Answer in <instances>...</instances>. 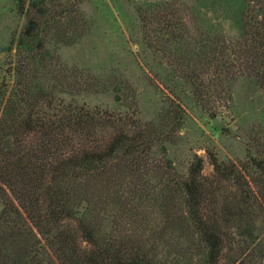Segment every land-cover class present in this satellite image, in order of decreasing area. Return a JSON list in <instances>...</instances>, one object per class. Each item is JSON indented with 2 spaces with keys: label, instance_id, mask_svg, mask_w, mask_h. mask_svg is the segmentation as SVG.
<instances>
[{
  "label": "trees",
  "instance_id": "16d2710c",
  "mask_svg": "<svg viewBox=\"0 0 264 264\" xmlns=\"http://www.w3.org/2000/svg\"><path fill=\"white\" fill-rule=\"evenodd\" d=\"M17 2L26 22L0 83V264H264V117L244 159L210 152V176L201 156L181 169L169 154L189 105L229 106L241 78L264 90V0H244L237 37L177 2L138 8L161 70L151 119L129 80L58 53L91 30L82 0Z\"/></svg>",
  "mask_w": 264,
  "mask_h": 264
},
{
  "label": "rangeland",
  "instance_id": "374dc122",
  "mask_svg": "<svg viewBox=\"0 0 264 264\" xmlns=\"http://www.w3.org/2000/svg\"><path fill=\"white\" fill-rule=\"evenodd\" d=\"M81 9L91 22L90 32L75 45L62 46L58 53L70 65L88 68L102 75L114 71L129 80L136 89L142 116L151 119L161 106L162 92L157 87L161 72L155 59L142 43L138 8L162 2H177L193 13L199 22L229 37L243 33L244 0H82ZM17 0H0V83L14 58L8 47L26 22ZM12 81V78H8ZM90 107L118 109L109 93H84L76 97ZM264 117V90L251 78H241L233 86V100L228 106L217 104L206 112L193 104L179 132L178 141L170 146V157L184 168L195 154L204 159L202 173L213 174L210 152L221 160L239 161L246 156L248 132ZM220 118L223 126L216 119ZM261 226V227H260ZM264 227L259 223V230Z\"/></svg>",
  "mask_w": 264,
  "mask_h": 264
},
{
  "label": "water",
  "instance_id": "95a60500",
  "mask_svg": "<svg viewBox=\"0 0 264 264\" xmlns=\"http://www.w3.org/2000/svg\"><path fill=\"white\" fill-rule=\"evenodd\" d=\"M216 122H217L220 126H223L222 123L220 122V118H217V119H216Z\"/></svg>",
  "mask_w": 264,
  "mask_h": 264
}]
</instances>
